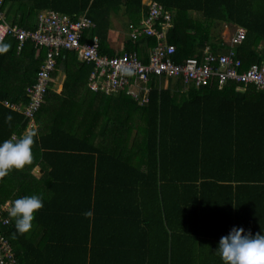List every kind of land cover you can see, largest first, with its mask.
<instances>
[{
  "label": "trees",
  "instance_id": "16d2710c",
  "mask_svg": "<svg viewBox=\"0 0 264 264\" xmlns=\"http://www.w3.org/2000/svg\"><path fill=\"white\" fill-rule=\"evenodd\" d=\"M153 3L171 14L169 27L158 24L163 16L154 27L176 63L205 46L235 53L241 71L264 60V0H1L0 10L29 31L46 11L69 23L85 17L93 26L81 43L96 39L100 55L145 62L156 41L141 21ZM113 15L129 34L119 52L107 46ZM224 25L244 29L240 43L223 42ZM2 40L10 47L0 53V142L33 129L37 137L32 162L0 178V212L25 195L44 202L24 234L1 212L15 264H222L214 252L233 226L264 232V89L231 81L184 90L179 79L153 77L138 105L127 87L92 91L93 66L59 48L27 130L5 103L27 104L48 49Z\"/></svg>",
  "mask_w": 264,
  "mask_h": 264
},
{
  "label": "built area",
  "instance_id": "2783aa9c",
  "mask_svg": "<svg viewBox=\"0 0 264 264\" xmlns=\"http://www.w3.org/2000/svg\"><path fill=\"white\" fill-rule=\"evenodd\" d=\"M162 16L163 22L158 24L169 27L171 14L162 13L161 6L153 3L149 5L147 18L141 21L144 33L156 41L155 46L149 50L147 60L142 62L137 58L136 53H124L118 57L100 55L96 39L90 43H81L80 31L93 26L85 17L69 23L66 17L46 11L39 15L35 30L29 31L6 22L4 12L0 10V40L11 35L17 42V50L25 42L48 49L47 56L36 74L35 83L25 88L27 104L18 106L5 103V106L19 112L28 120L27 130L34 127V115L48 88L49 74L54 67L52 51L59 48L75 51L79 60L93 66L89 74V88L92 91L110 94L127 87L126 94L138 105L148 102L149 82L153 77L158 78L159 81L179 79L184 85V90L190 86L195 88L215 84L220 86L231 81L242 83L244 86L248 83L254 84L257 89H264V60L241 71V62L236 58L235 53L230 50L216 53L212 52L209 46H205L199 57H190L181 63H176L173 60L174 47L165 45L162 42V33L154 27ZM244 34V29L237 28L228 40V44L232 46L240 43ZM8 207L5 204L1 212H7ZM7 223V219H2V224ZM0 264H15L10 245L1 237Z\"/></svg>",
  "mask_w": 264,
  "mask_h": 264
},
{
  "label": "clouds",
  "instance_id": "9594fccd",
  "mask_svg": "<svg viewBox=\"0 0 264 264\" xmlns=\"http://www.w3.org/2000/svg\"><path fill=\"white\" fill-rule=\"evenodd\" d=\"M10 45L0 40V53L6 52ZM12 117H5V123ZM37 137L35 129L19 138H11L0 142V178L9 171L20 170L32 162V146ZM44 206L42 196L25 195L11 201L7 209L8 216L13 218L17 233H27L32 227L35 213ZM84 215L91 216V212ZM222 264H264V232L252 234L242 227L233 226L226 236H221L215 250Z\"/></svg>",
  "mask_w": 264,
  "mask_h": 264
},
{
  "label": "crops",
  "instance_id": "0c3cea01",
  "mask_svg": "<svg viewBox=\"0 0 264 264\" xmlns=\"http://www.w3.org/2000/svg\"><path fill=\"white\" fill-rule=\"evenodd\" d=\"M121 21L122 22L125 21L123 20L122 16L120 15L111 16V19H110L111 28L108 32V38H107V41H108L107 46L110 51L119 52L120 50H122L125 37L129 36V34L127 33V30L120 26L122 23ZM227 27H234V32L237 29V27L235 26H227V25L223 26L224 29H226ZM228 40H229L228 38L227 39L223 38V42H228ZM37 170L38 169L36 168L33 171V173L34 174L35 172L37 173Z\"/></svg>",
  "mask_w": 264,
  "mask_h": 264
},
{
  "label": "rangeland",
  "instance_id": "374dc122",
  "mask_svg": "<svg viewBox=\"0 0 264 264\" xmlns=\"http://www.w3.org/2000/svg\"><path fill=\"white\" fill-rule=\"evenodd\" d=\"M234 34V27H227L226 29L223 28V26L220 28V36L221 38L230 39L231 36ZM222 38V39H223ZM35 174H37L35 172Z\"/></svg>",
  "mask_w": 264,
  "mask_h": 264
},
{
  "label": "bare ground",
  "instance_id": "6f19581e",
  "mask_svg": "<svg viewBox=\"0 0 264 264\" xmlns=\"http://www.w3.org/2000/svg\"><path fill=\"white\" fill-rule=\"evenodd\" d=\"M199 26V25H198Z\"/></svg>",
  "mask_w": 264,
  "mask_h": 264
}]
</instances>
